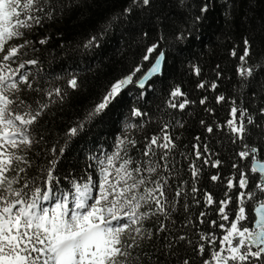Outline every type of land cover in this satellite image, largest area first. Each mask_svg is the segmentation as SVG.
Here are the masks:
<instances>
[{
    "label": "trees",
    "instance_id": "trees-1",
    "mask_svg": "<svg viewBox=\"0 0 264 264\" xmlns=\"http://www.w3.org/2000/svg\"><path fill=\"white\" fill-rule=\"evenodd\" d=\"M205 6L206 11H201ZM27 15L39 23L30 20L31 27L13 39L26 38L28 45L7 61L0 57V74L18 84V90L9 94L14 101L10 110L40 112L27 128L31 144L3 149L29 161L15 162L6 173L16 180L14 189L30 199L36 187L57 194L74 192V183L83 185L89 178L98 188L101 168H108L111 182L125 160L131 161L129 171L142 169L133 171L136 178L146 179L138 193L155 187L149 181H166L165 212L149 201L140 209L148 215L122 237L133 244L129 249L133 264L211 260L214 251H221L223 234L236 219L241 193L247 219L239 226H252L253 206L264 201V192L256 187L261 178L251 171L253 157L242 158L239 153L245 146L255 147L257 157L264 159V0H150L149 5L142 0H38ZM93 37L95 42L87 46ZM245 40L250 55L241 61ZM154 44L156 50L144 60ZM161 51V72L145 87H137L135 82ZM137 67L140 71L135 72ZM241 68H252V75H240ZM134 72L118 98L87 120L111 85ZM21 76L27 79L21 81ZM72 79L75 88L69 84ZM176 88L181 94L173 96ZM221 96L224 99L218 101ZM42 105L47 107L41 110ZM240 110H246L243 116ZM134 111L141 115H133ZM229 120L237 127L242 123L245 132L234 133ZM73 128L75 134L70 132ZM165 134L172 142L167 149L160 147L168 143ZM153 137L156 145L150 143ZM120 140L125 143L119 145ZM117 152L120 159L109 166L107 157ZM148 167L156 171L149 173ZM49 170L53 179L46 183ZM242 173L248 180L245 188L239 186ZM253 192L255 196L249 198ZM225 200L228 220L220 213ZM42 203L52 206L56 200ZM229 264H264V254Z\"/></svg>",
    "mask_w": 264,
    "mask_h": 264
},
{
    "label": "snow or ice",
    "instance_id": "snow-or-ice-1",
    "mask_svg": "<svg viewBox=\"0 0 264 264\" xmlns=\"http://www.w3.org/2000/svg\"><path fill=\"white\" fill-rule=\"evenodd\" d=\"M135 2L136 0H134ZM142 2L144 5H149L150 0H142ZM37 3L38 0H0V51H3V46L8 40L22 36V29L31 27L30 20L35 19L36 23H39V20L34 16L27 15ZM128 11L130 9H125V12ZM201 11H206V6ZM10 17L15 19L14 24L11 23ZM5 22L10 26H5ZM94 42L95 37L89 41L87 46H91ZM248 43L245 40L246 47L244 54L240 56L241 61H245V58L250 55ZM156 48L155 44L149 47L143 59L149 60L150 54ZM16 52L17 48H12L4 56V60H9ZM163 55L161 52L160 56L156 58L155 63L140 81V87H144V81L151 75L161 71ZM30 63H35V61H30ZM138 71H140L139 67L135 69V72ZM238 71L242 76H251L253 69L241 68ZM135 72L115 81L103 100L96 105L86 119H92L114 102L124 87L132 81ZM26 79V76L20 77L21 81ZM69 84L73 88L77 87L75 79L70 80ZM200 86L203 87V85ZM212 87L215 88L216 85L213 84ZM16 90H18L17 82L12 80L9 75L0 74V149H4L6 145H11L14 149H18L21 144L30 145L31 140L27 128L40 115L39 111L20 114L10 110L14 101L9 98V94ZM55 91L59 95L60 90L56 89ZM180 94L179 88H176L172 93L173 96ZM217 99L218 101L223 100L224 97L221 96ZM201 103L204 101L202 100ZM173 106L175 107V105ZM44 107L47 106L42 105L41 110ZM179 107L183 108L184 104H180ZM245 111L240 110V115L243 116ZM236 112L237 109L232 108L233 116ZM133 115L138 116L141 113L134 111ZM248 122L251 123V119ZM228 125L238 135L245 132L242 123L237 127L234 120H229ZM208 131L211 132L212 128H209ZM70 132L75 134L77 129L73 128ZM163 139L168 143L160 145V147L170 148L172 142L168 135L165 134ZM124 143V140L118 141L119 145ZM150 143L156 145L157 138L153 137ZM245 149L239 155L242 158L251 155L253 157L251 171H258L264 176V164L258 163L256 155L258 149L253 147L249 150L247 146ZM61 151L63 150L61 149ZM147 154L145 153V155ZM164 156H167V153ZM163 158L161 157V159ZM115 159H120L118 152L107 157L108 165L111 166ZM15 162L29 164L24 156L17 155L15 152L0 151V264H133L132 252L129 251L133 244L126 243L122 239L123 234L148 215L140 209L149 201L155 202L159 212H165L162 203L165 192L162 189L167 182L161 184L157 181H149L154 183L155 187L144 188L142 192L138 193L136 190L146 183V179L144 177L138 179L133 175V171L136 173L142 171L140 167H136L133 171L128 170L127 165L131 162L130 160H125L119 168L115 169L116 175L112 177L111 182L108 168L102 167L100 170L101 179L95 194L93 189H96L97 185L89 178L88 182L83 185L74 183V192L57 194L51 188L42 191L40 187H36L30 199L22 190L14 189L13 184L16 183V180L9 179L6 175L13 169ZM52 167H55V161H52ZM24 170V168L20 169L21 172ZM146 171L153 173L156 168L148 167ZM193 175H197L195 169ZM47 176L46 183L51 182L53 179L51 170L48 171ZM212 179L216 180L217 177L213 176ZM247 184L248 180L242 173L239 186L245 188ZM28 186L25 185V187ZM228 186L232 187L231 181ZM256 187L264 192V183L258 182ZM157 193H159V198ZM179 194L177 193V195ZM248 196L252 198L255 193H249ZM53 197L56 203L52 206H44L42 202L50 201ZM206 199L208 204L213 203L211 194H208ZM238 199L241 206L236 214V219L231 222V228L221 241L222 245L227 242L226 249L214 251L211 260H206L204 264H229V261H247L249 257L261 258L264 254V201L260 202L255 209L256 219L252 226L241 228L239 222L247 219L243 206L244 193H241ZM227 203V200L222 201L220 207V213L224 220L229 219L228 215L224 214L223 205ZM134 231L138 234L141 233L140 228H135ZM133 241H135V237H133ZM253 247L256 248L255 251L252 250ZM200 251H204L203 246ZM224 251H227L228 255H223ZM184 264H188V261H185Z\"/></svg>",
    "mask_w": 264,
    "mask_h": 264
},
{
    "label": "rangeland",
    "instance_id": "rangeland-1",
    "mask_svg": "<svg viewBox=\"0 0 264 264\" xmlns=\"http://www.w3.org/2000/svg\"><path fill=\"white\" fill-rule=\"evenodd\" d=\"M5 26H6V22H5ZM28 45V42H27V39L26 38H24V39H10V40H8L6 43H5V45L3 46V51H0V57H1V55H3V58H4V56L5 55H7L8 54V52H9V50H11L12 48H17V52H16V54L14 55V56H16L17 55V53H18V51L20 50V48H22L23 46H27ZM11 146V145H10ZM0 151H3V149H0ZM98 190V188H96V189H93V192H94V194H95V192ZM124 222H128V221H124ZM113 223H115V222H113ZM231 228V226L228 228V230ZM129 230V229H128ZM128 230H126L125 231V233L124 234H126L127 232H128ZM228 230H226L225 232H224V234H223V237H224V235H226L227 234V231ZM123 234V235H124ZM222 237V238H223ZM234 243H235V241H234ZM226 247H227V242H225L223 245L221 244V248H220V250L222 249V248H225L226 249ZM223 255H228V252L227 251H224L223 252Z\"/></svg>",
    "mask_w": 264,
    "mask_h": 264
},
{
    "label": "water",
    "instance_id": "water-1",
    "mask_svg": "<svg viewBox=\"0 0 264 264\" xmlns=\"http://www.w3.org/2000/svg\"><path fill=\"white\" fill-rule=\"evenodd\" d=\"M162 53H163V51H161ZM160 52V53H161ZM160 53L158 54V56L157 57H159L160 56ZM164 54V53H163ZM156 57V58H157ZM156 58H155V60L152 62V64L153 63H155V61H156ZM163 60H164V55H163V59H162V61H161V70H162V65H163ZM152 64L148 67V69L143 73V75L135 82V85L137 86V87H139V88H143V87H140V81L144 78V76L146 75V73H148V71H149V69L152 67ZM161 72V71H160ZM159 72V73H160ZM159 73H156V74H153V75H151L147 80H145L144 81V87H145V85L151 80V78L152 77H154L155 75H157V74H159ZM131 83V82H130ZM129 83V84H130ZM128 84V85H129ZM128 85H126L125 87H124V89L126 88V87H128ZM123 89V90H124ZM122 90V91H123ZM263 109H264V107H263ZM264 112V111H263ZM257 155V154H256ZM251 163H252V165H253V158H252V160H251ZM258 163H261V164H264V159H262V160H260L259 158H258ZM252 168V167H251ZM256 173H258L259 175H260V182L261 183H263V181H264V176H262L261 174H260V172H256ZM260 202H262V201H260ZM260 202H258V203H256V204H254V206H253V209H252V212L254 213V216H253V221H252V224L254 223V221H255V219H256V213H255V209H256V207H258L259 206V204H260Z\"/></svg>",
    "mask_w": 264,
    "mask_h": 264
},
{
    "label": "flooded vegetation",
    "instance_id": "flooded-vegetation-1",
    "mask_svg": "<svg viewBox=\"0 0 264 264\" xmlns=\"http://www.w3.org/2000/svg\"><path fill=\"white\" fill-rule=\"evenodd\" d=\"M255 247H253L252 249H254ZM256 249V248H255Z\"/></svg>",
    "mask_w": 264,
    "mask_h": 264
},
{
    "label": "built area",
    "instance_id": "built-area-1",
    "mask_svg": "<svg viewBox=\"0 0 264 264\" xmlns=\"http://www.w3.org/2000/svg\"><path fill=\"white\" fill-rule=\"evenodd\" d=\"M18 123V122H17Z\"/></svg>",
    "mask_w": 264,
    "mask_h": 264
}]
</instances>
